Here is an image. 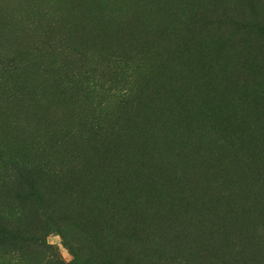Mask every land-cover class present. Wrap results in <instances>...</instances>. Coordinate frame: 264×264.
Here are the masks:
<instances>
[{"label": "trees", "instance_id": "trees-1", "mask_svg": "<svg viewBox=\"0 0 264 264\" xmlns=\"http://www.w3.org/2000/svg\"><path fill=\"white\" fill-rule=\"evenodd\" d=\"M250 17L247 31L264 27L253 9ZM176 23L177 34L140 35L135 50L118 37L114 64L132 78L114 90L95 84L101 100L90 123L114 137V154L102 156L112 177L91 182L88 199L105 212L88 210L68 228L67 193L11 164L2 248L40 243L56 228L80 264H264V90L248 91L255 72L239 82L224 69L218 38L193 40L204 25L217 30L214 20L178 14ZM263 65L264 56L256 70ZM135 116L152 123L139 135Z\"/></svg>", "mask_w": 264, "mask_h": 264}, {"label": "rangeland", "instance_id": "rangeland-1", "mask_svg": "<svg viewBox=\"0 0 264 264\" xmlns=\"http://www.w3.org/2000/svg\"><path fill=\"white\" fill-rule=\"evenodd\" d=\"M252 9L264 22V0H0V212L17 179L15 163L67 193L68 228L88 210L105 212L103 203L101 209L89 204L88 192L94 180L112 177L102 156L113 158L114 137L102 138L90 121L101 100L95 84L114 90L132 78L130 69L114 64L118 37L135 50L142 34H177L178 14L212 19L218 29L204 25L193 40L207 33L218 38L216 58L224 69L239 82L255 72L248 91L264 90V68H255L264 56V27H244L253 22ZM101 113L114 122V107ZM132 120L137 135L152 124L148 117ZM36 222L42 233L43 220ZM55 230L40 243L0 246V264H80Z\"/></svg>", "mask_w": 264, "mask_h": 264}]
</instances>
